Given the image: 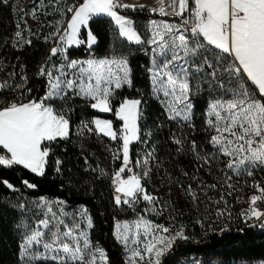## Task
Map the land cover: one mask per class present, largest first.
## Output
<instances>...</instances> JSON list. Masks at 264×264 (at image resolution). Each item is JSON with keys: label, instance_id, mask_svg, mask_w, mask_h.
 <instances>
[{"label": "snow or ice", "instance_id": "1", "mask_svg": "<svg viewBox=\"0 0 264 264\" xmlns=\"http://www.w3.org/2000/svg\"><path fill=\"white\" fill-rule=\"evenodd\" d=\"M158 3L159 7L149 11L179 17V23L151 20L141 33L133 19L120 14L118 9L143 11L146 8L143 4L124 0H77L73 4H67V0H39L37 5L33 0V7L25 16L39 20V12L59 15L49 25L53 31L45 37L53 39L55 46L38 69L37 74L46 80L42 97L22 101L24 92L31 91L26 88L27 77L22 76L21 83L16 85L21 89L20 102L0 98V146L7 150L6 155H0V166L22 165L43 176L50 145L67 140L73 132L70 114L74 109L69 102L80 98L99 112H114L122 122L121 129H114L111 120L100 118L91 121L93 127L82 122L84 131L121 142L112 153L113 159L121 161L112 179L115 205L132 206L138 200L156 203L158 198L149 194L142 183L149 176L154 153L145 152L135 160L131 155L134 142L146 143L152 135L151 131L142 133L140 127L142 101L124 98L114 108L117 90L133 84L128 57L113 53L81 61L70 59L67 54L73 45L92 49L97 36L89 28L90 21L105 16L114 23L120 37L150 49L151 66L147 71L151 95L159 102L165 120L176 125L172 137L178 152L187 145V151L201 166L222 165L217 168L224 177L220 183L228 189L235 187L231 183L233 175L252 177L255 169L264 170V0H169L167 5L164 0H158ZM23 23L24 29L17 25L16 42L31 44L32 40L24 33L30 36L32 31L26 20ZM82 28L86 30V38H81ZM11 87L7 81L0 82V96L2 90ZM201 96L204 98L201 130L206 133L207 151L201 150L195 138L184 135L185 129L196 130V102ZM57 101L61 102L59 107ZM156 127L164 124L158 123ZM77 132L80 134L79 129ZM61 163L56 161L57 172ZM136 168L142 171L137 172ZM0 183L18 191L6 180ZM23 183L28 188L36 187L26 180ZM251 187L258 194L249 198V207L243 215L261 220L264 186ZM189 194L196 199L191 186ZM33 206L37 210L33 213L34 222L21 220L17 225L24 230L20 246L24 264H109L105 249L91 238L94 221L86 209L70 211L65 201L44 197L33 202ZM17 207L24 210L26 206ZM217 214L222 216L224 212ZM157 231L167 233L169 229L153 225L143 217L115 223L116 239L125 247L129 243L134 245L129 264L144 261V253L148 254L147 264H161L160 257L177 236L184 238L182 232L166 238L157 236ZM142 236L151 237L144 242L143 249L139 247Z\"/></svg>", "mask_w": 264, "mask_h": 264}, {"label": "trees", "instance_id": "2", "mask_svg": "<svg viewBox=\"0 0 264 264\" xmlns=\"http://www.w3.org/2000/svg\"><path fill=\"white\" fill-rule=\"evenodd\" d=\"M76 1L67 0V4ZM36 4H39V0H36ZM32 7L33 0H7L6 3L0 0V82L7 81L12 85L2 90V98L9 101L20 102L16 85L21 83L22 76L27 77L26 88L31 90L24 92L23 102L40 98L46 91V80L37 73L50 49L55 46L53 39L46 40L45 37L53 31L49 25L54 24L59 15L39 12V20H35L30 15L25 16V12H30ZM120 13L133 19L137 31L141 33L146 31L151 20H155L146 8L143 11L124 9ZM70 15L68 13V18ZM24 20L32 31L30 36L27 32L24 34L32 43L20 45L16 42L15 33L18 24L20 29H24ZM165 20L176 21L178 17ZM89 28L97 36V43L92 49L79 45L68 48L67 54L75 60L104 58L113 53L128 57L133 84L117 90L114 108L124 98L142 101L140 127L142 133L151 131L152 135L146 143L134 142L131 155L135 160L145 152L154 153L149 164V176L142 183L148 193L158 200L154 205L143 200L137 206L115 205L111 186L113 174L121 166V161L113 159L112 153L120 147L121 142L84 131L82 122L92 127L91 121L103 118L111 120L114 129H121V121L114 112H99L84 100L74 98L69 102L74 109L70 114L73 132L67 140H58L50 145L43 176L32 173L22 165L0 166V181L6 180L14 189H18L14 191L0 183V264H24L20 259L24 230L17 225L21 220L34 222L33 213L37 210L33 202L41 197L65 201L70 211L86 209L94 221L91 238L105 249L109 264H127L125 247L115 237V223L140 217L171 230L182 229L184 238L178 239L177 246L166 254L161 264L264 262V218L245 222L243 215L248 209L243 198L255 191L250 185L252 181L257 180L264 186V170L255 169L252 177L238 178L233 175L231 183L235 187L228 189L220 183L224 177L217 168L222 165L214 163L211 168L201 166V162L187 151V145L178 152L172 137L176 125L165 120L159 102L151 95V78L147 71L151 66L150 49L120 37L118 29L108 17H94ZM81 38H86L83 28ZM53 60L59 62L56 57ZM60 103L57 101L56 106L59 107ZM196 103V130L185 129L184 135L188 139L195 138L201 150L207 151L206 133L201 130L203 96ZM158 123L164 124V127L157 128ZM0 153L6 155L7 151L0 147ZM57 160L62 162L59 172L56 171ZM135 171L142 169L136 168ZM25 180L36 187H26L23 183ZM213 184L217 186L210 187ZM189 186L191 192L195 193V200L189 194ZM20 204L26 206L24 210L17 207ZM260 206L264 210V204ZM218 211H223L224 215H218Z\"/></svg>", "mask_w": 264, "mask_h": 264}, {"label": "rangeland", "instance_id": "3", "mask_svg": "<svg viewBox=\"0 0 264 264\" xmlns=\"http://www.w3.org/2000/svg\"><path fill=\"white\" fill-rule=\"evenodd\" d=\"M127 1H129V2H134L135 0H127ZM126 1V3H128ZM119 12L121 11V10H118ZM121 14V13H120ZM123 15V14H122ZM71 16V15H70ZM179 17H178V20H176V21H168V22H170V23H179ZM155 20H157V19H155ZM157 21H160V20H157ZM150 23V22H149ZM149 26V24L147 25V27ZM82 30V29H81ZM124 38V37H123ZM126 39V38H125ZM79 46V45H78ZM72 47H77V45H73V46H70L69 48H72ZM85 60H87V59H85ZM81 61H84V60H81ZM97 110V109H96ZM118 118V117H117ZM96 119V118H95ZM100 119H103V118H100ZM119 119V118H118ZM104 120H107V119H104ZM92 127H93V125H91ZM114 128V127H113ZM121 128H122V122H121ZM127 175H128V173L126 172L125 174H124V176H125V178L127 177ZM258 183V181L257 180H255V181H252L251 182V186L252 185H254V184H257ZM253 188V187H252ZM253 194L252 193H250L248 196H246V197H244L243 198V201L244 202H246L247 203V201L249 200V198L252 196ZM248 204V203H247ZM249 206V205H248ZM139 219V218H138ZM135 220H137V219H135ZM135 220H129L128 222H133V221H135ZM147 220V219H146ZM121 222H124V221H121ZM152 224L153 225H157V224H155V223H153L152 222ZM143 231V230H142ZM182 232V229H169V232H167V233H163V232H159V231H157L156 232V235L157 236H160V235H163V236H165L166 238H171V237H174V236H176L177 235V233H181ZM183 233V232H182ZM179 238H181V237H178L177 236V238L173 241V243L171 244V246L164 252V254L160 257V261L162 262L163 261V258L166 256V254L168 253V252H170L173 248H175L176 246H177V241H178V239ZM151 239V237H143L142 236V243L139 245V247L141 248V249H143V244H144V242H147L148 240H150ZM124 247H125V245H123ZM158 247H162V245H157ZM132 247H134V245H132L131 243H129V245L127 246V247H125V250H126V255H127V264H129V261H130V257H131V251H130V249L132 248ZM144 255H145V260L144 261H139V260H137V262H136V264H147V260H148V254L147 253H144ZM194 264H198V263H194ZM246 264V263H245ZM256 264H264V262H258V263H256Z\"/></svg>", "mask_w": 264, "mask_h": 264}, {"label": "built area", "instance_id": "4", "mask_svg": "<svg viewBox=\"0 0 264 264\" xmlns=\"http://www.w3.org/2000/svg\"><path fill=\"white\" fill-rule=\"evenodd\" d=\"M126 1L127 0H124V2L126 3ZM77 2V1H76ZM75 2V3H76ZM82 2V1H81ZM129 4H133V3H135V4H143V5H146V9L148 10V12H149V14L151 15V16H153L155 19H157V20H165V19H168V18H175L174 16H161V15H159V13H153V12H151V11H149V9H152V8H157V7H159V3H158V0H135L134 2H129V1H127ZM164 3H165V5H167L168 3H169V0H164ZM118 10H124V9H118ZM169 11H170V9H169ZM21 92V89H16V94L18 95L19 93ZM0 98H2V96H0ZM3 99V98H2ZM0 155H2L1 153H0ZM131 166V165H130ZM257 184H260L259 182L257 183ZM255 190V189H254ZM111 191H112V196H113V198H114V195H115V192H114V185L112 184V186H111ZM252 194H258L257 192H256V190L254 191V192H252ZM139 201L140 200H138L134 205H132V206H137L138 205V203H139ZM259 203V202H258ZM247 206H248V204H247ZM249 207V206H248ZM261 219H263V218H261ZM244 220H245V222L248 220V218L245 216L244 217ZM255 221H259V220H256L255 219Z\"/></svg>", "mask_w": 264, "mask_h": 264}, {"label": "crops", "instance_id": "5", "mask_svg": "<svg viewBox=\"0 0 264 264\" xmlns=\"http://www.w3.org/2000/svg\"><path fill=\"white\" fill-rule=\"evenodd\" d=\"M0 147H2V146H0ZM6 150V149H5ZM7 151V150H6Z\"/></svg>", "mask_w": 264, "mask_h": 264}]
</instances>
